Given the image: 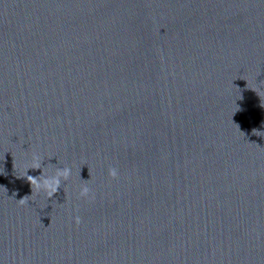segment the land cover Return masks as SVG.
I'll return each mask as SVG.
<instances>
[{
    "label": "water",
    "instance_id": "obj_1",
    "mask_svg": "<svg viewBox=\"0 0 264 264\" xmlns=\"http://www.w3.org/2000/svg\"><path fill=\"white\" fill-rule=\"evenodd\" d=\"M0 264H264V0H0Z\"/></svg>",
    "mask_w": 264,
    "mask_h": 264
},
{
    "label": "clouds",
    "instance_id": "obj_2",
    "mask_svg": "<svg viewBox=\"0 0 264 264\" xmlns=\"http://www.w3.org/2000/svg\"><path fill=\"white\" fill-rule=\"evenodd\" d=\"M29 169L33 170H41V174L39 176L26 175L27 181L30 183L32 188V193L44 192L49 199L55 197L62 185V180H67L71 176V169L68 167L58 168L55 171L54 175H46L44 169L41 166V158L37 154H33L32 164ZM109 175L116 179L119 176L118 169L112 167L109 169ZM91 194V189L87 186V184L81 186L80 197L88 198ZM29 195L24 196L22 199L18 200V204L21 206L27 205L29 202ZM76 223H81V219L79 216L76 217Z\"/></svg>",
    "mask_w": 264,
    "mask_h": 264
}]
</instances>
